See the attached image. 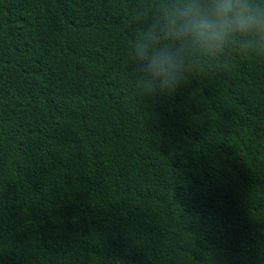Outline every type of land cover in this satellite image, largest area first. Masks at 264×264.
<instances>
[{"label": "trees", "instance_id": "trees-1", "mask_svg": "<svg viewBox=\"0 0 264 264\" xmlns=\"http://www.w3.org/2000/svg\"><path fill=\"white\" fill-rule=\"evenodd\" d=\"M137 0H0V264H264V58L136 86Z\"/></svg>", "mask_w": 264, "mask_h": 264}, {"label": "clouds", "instance_id": "clouds-1", "mask_svg": "<svg viewBox=\"0 0 264 264\" xmlns=\"http://www.w3.org/2000/svg\"><path fill=\"white\" fill-rule=\"evenodd\" d=\"M127 25V59L149 97L174 93L225 50L264 58V0H137Z\"/></svg>", "mask_w": 264, "mask_h": 264}]
</instances>
